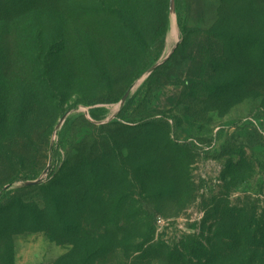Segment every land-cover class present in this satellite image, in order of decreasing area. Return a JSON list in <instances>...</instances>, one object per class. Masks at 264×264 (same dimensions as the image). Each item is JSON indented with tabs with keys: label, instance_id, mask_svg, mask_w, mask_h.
<instances>
[{
	"label": "rangeland",
	"instance_id": "rangeland-1",
	"mask_svg": "<svg viewBox=\"0 0 264 264\" xmlns=\"http://www.w3.org/2000/svg\"><path fill=\"white\" fill-rule=\"evenodd\" d=\"M0 264H264V0H0Z\"/></svg>",
	"mask_w": 264,
	"mask_h": 264
},
{
	"label": "water",
	"instance_id": "water-1",
	"mask_svg": "<svg viewBox=\"0 0 264 264\" xmlns=\"http://www.w3.org/2000/svg\"><path fill=\"white\" fill-rule=\"evenodd\" d=\"M159 66V65H158ZM156 68V67H155ZM38 183V181H30V182H27V184L28 185H35V184H37Z\"/></svg>",
	"mask_w": 264,
	"mask_h": 264
},
{
	"label": "trees",
	"instance_id": "trees-1",
	"mask_svg": "<svg viewBox=\"0 0 264 264\" xmlns=\"http://www.w3.org/2000/svg\"><path fill=\"white\" fill-rule=\"evenodd\" d=\"M56 154H57V155H56V156H57V158H58V157H60V155H61V153H60V151H59V150H57ZM27 180H28V179H27Z\"/></svg>",
	"mask_w": 264,
	"mask_h": 264
}]
</instances>
